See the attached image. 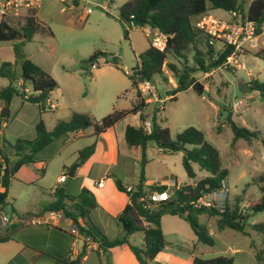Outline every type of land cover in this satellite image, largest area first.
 <instances>
[{"label": "rangeland", "instance_id": "rangeland-1", "mask_svg": "<svg viewBox=\"0 0 264 264\" xmlns=\"http://www.w3.org/2000/svg\"><path fill=\"white\" fill-rule=\"evenodd\" d=\"M126 1L78 0L77 6L69 8L70 5L61 0H40L37 6L22 8L18 16L6 17L12 26L20 29L27 23L28 15L30 17L36 14L41 28L31 40L18 38L1 41L0 66L5 61L16 60L14 44L22 42V51L26 58L51 74L58 86L51 92L49 99L56 108L47 107L43 111L40 104L28 101L23 96L24 90L29 96L32 88L22 87V79L14 82L20 94L14 95L9 104L2 103L4 110H8V115L0 117L1 149L6 146V151H9L7 143L13 144L19 138H34L35 125L41 119L46 127L52 130L59 121H69L73 112H89L100 121L114 107L132 108L136 94L131 89L126 67L123 64L114 65L111 57L117 56L122 59L124 43L128 38L137 59L139 54L148 49L152 36L145 28L134 23L127 24L121 19L120 8ZM3 2L4 0H0V4ZM88 8L91 9L89 15L86 14ZM210 13L229 22L235 19L234 12L224 9H214ZM222 46L221 43H217L218 48ZM261 47H264V35L257 40L255 46L247 45L238 55L239 63L245 65V68L220 67L213 69L215 70L213 75L208 76L202 70L196 71L195 77L206 85L203 96L190 87L177 93L175 100L165 98L169 91L178 85L170 63H174L180 70L184 64L196 68L192 50L184 52L185 57L181 58L169 54L164 65V74L168 79L165 80L162 76L155 78V84L164 102L147 105L142 111L145 118L151 120L158 107L157 121L170 129L172 138L190 126L203 131L206 140L220 151L223 165L228 170L226 187L223 190V196L227 197L220 201L221 206L228 203L233 207L238 197L240 212L249 213L245 226L247 234L231 228L221 230L218 216L200 215L199 222L215 240L214 245L197 241L194 231L185 219L164 214L161 225L166 233L165 237L173 245L177 242V245L165 251L170 254L173 264H191V254L204 258L226 255L234 258V264H255L256 250L264 249V231L252 228L253 224L264 222V210L256 213L251 210L262 196L255 180L264 174V98L257 94L249 95L241 89V84L253 78L264 82V59L256 53ZM96 51H103L108 55L100 58L93 68L84 61ZM16 74L21 78L20 62L16 64ZM9 84L10 80L0 75V90ZM229 113H232L238 125L257 133V137L251 143L244 139L233 143L234 133L226 118ZM136 119L138 118L131 115L129 122L135 124ZM83 131L84 136L77 138H75L77 133L67 134L68 139L63 148L59 147L58 143L65 140L62 137L64 135L55 139L36 154V161L38 158L52 156L57 151L62 152L66 158L75 156L78 159L76 150L93 144L94 135H90L92 127ZM150 147L157 146L152 143L147 151V156L153 158L146 168L149 178L159 176L164 168ZM182 158L183 152L170 156L178 186L192 184L194 180L209 175L195 164L197 177L189 178L183 167ZM58 161L60 162L61 158L55 155L50 161L43 160L37 164L24 165L14 175L9 187L8 200L18 212L34 211L43 200H49L51 187L57 185L56 180L60 174ZM74 164L68 165V168ZM2 177L0 168V188L3 187ZM73 178L68 176L67 181H73L71 185L74 187L79 184L80 179L72 180ZM67 183L62 186L69 194H76L74 188L67 189ZM170 186L174 188L175 183ZM2 229L4 228L0 225V232ZM121 236L113 235L112 239ZM129 241L135 246L142 247L143 232L134 233ZM130 249L115 247L101 254L95 250H88L89 258L84 264H139ZM2 255L4 254L0 251V256Z\"/></svg>", "mask_w": 264, "mask_h": 264}, {"label": "trees", "instance_id": "trees-1", "mask_svg": "<svg viewBox=\"0 0 264 264\" xmlns=\"http://www.w3.org/2000/svg\"><path fill=\"white\" fill-rule=\"evenodd\" d=\"M74 3L76 6L78 5L77 0ZM214 9L234 12L235 20L239 22L252 20L262 23L264 21V0H127L121 6L120 16L125 23H134V25L143 28L149 26L151 30L167 36L166 47L163 50L153 46L152 40H150L148 49L138 55L137 66L128 73L131 89L136 94V101L132 108L124 110L114 107L100 121L96 120L89 112H73L69 121H59L52 130H49L41 119L35 125L34 138H19L13 144L7 143L9 151H6V146L3 149L0 148V168L3 170L4 187V190L0 191V207L6 208L12 217L16 216L20 219L41 216L52 211L61 213L76 225L78 235L52 223L25 224L19 222L9 225L0 232V243L16 239L40 253L60 260L63 264H83V258L88 252L90 243L97 244V249L93 250L99 254L104 253L107 249L127 244L139 264H163L155 259L167 245L161 225L162 217L166 213L185 219L194 231L197 241L208 245H214L215 240L207 228L200 224L199 216L202 214L211 217L218 216L221 230L231 228L247 234L245 226L249 213L242 214L240 212L238 197L233 207L228 203L223 208L195 205L205 194L226 187L228 176V170L223 165L220 151L206 140L204 132L190 126L172 138L170 129L157 121L158 107L151 118V129L149 131L144 129L146 118L142 111L149 103H146L145 97L139 91V84L147 80L155 82L156 76H162L167 80L168 78L164 74V65L169 54L181 58L185 57L184 52L192 50L197 65L194 68L184 64L183 69L180 70L174 63H170L169 66L178 81V85L169 91L173 100L176 99L177 93L190 87L199 95L204 94L205 85L195 77L196 71L202 70L208 73L213 69L229 67L226 65V61L227 57L233 53V48L227 45L221 48L211 45L207 30L197 25V20L202 15L210 13ZM40 28L41 23L36 14L31 15L27 23L20 29L3 19L0 21V42L18 38L31 40ZM14 53L16 55L14 62L5 61L0 66V75L10 80V84L0 90V102L9 104L14 95L20 94V90L14 82L22 79V87L30 86L32 88V93L29 96L25 94L24 90V98L40 104L41 109L46 110L47 100L50 99L51 92L58 86L56 79L41 66L26 58L22 51V42L14 44ZM256 53L264 59V47L259 48ZM107 55L106 52L96 51L84 62L86 65L93 66L100 58ZM18 62L22 66L21 78H18L16 74ZM111 62L114 65L122 64L121 58L117 56L111 57ZM241 89L246 93L256 92L264 98V82L257 78L241 84ZM137 113H140L142 124L139 126L128 124L125 130V139L129 146L141 148L139 180L130 191H127L122 180L115 179L117 188L129 197V202L118 216V222L124 231L121 237L110 239L91 221L90 213L98 207V202L95 194L88 187H83L75 195L67 193L63 187H57L52 194L50 203L42 205L40 211L35 213L19 214L9 202V187L14 175L22 166L35 164L37 162L36 154L55 139L90 127H92V135L99 136L129 115ZM4 116L6 115L0 113V117ZM226 118L234 133L233 143L240 139L251 143L257 137L255 131L238 125L232 113H229ZM1 128L0 125V130ZM152 143L169 154L183 152L182 164L189 178L197 177L195 164L209 175L195 180L192 184L175 185L167 198L159 201L153 200L151 198L153 192H168V186L147 184L145 172L148 162L147 148ZM94 150V144L81 149L77 159L79 165L83 164ZM255 182L259 185L262 196L251 207L254 213L264 210V174L260 175ZM141 221H145L146 225L141 226L139 224ZM252 228L264 231V222L253 224ZM138 231L143 232L142 247L135 246L129 241L130 236ZM82 237H88L89 241L83 242L80 253L74 257L71 244L76 238ZM234 262L233 257L226 255L210 258L195 255L192 259V264H234ZM255 264H264V249L256 250Z\"/></svg>", "mask_w": 264, "mask_h": 264}, {"label": "crops", "instance_id": "crops-1", "mask_svg": "<svg viewBox=\"0 0 264 264\" xmlns=\"http://www.w3.org/2000/svg\"><path fill=\"white\" fill-rule=\"evenodd\" d=\"M28 17L26 18V20L28 19ZM144 28L146 32L149 34L150 33L149 31L151 30L150 27L146 26ZM214 71L215 70H212L206 73L205 75L206 76L213 75ZM204 93H205V89H204ZM248 94L259 95L256 92L248 93ZM169 96L172 97L171 95ZM2 108L4 110V107H2V102H0V113H3ZM124 110H128V109H124ZM132 116L139 119V120L138 119L135 120V124H131L129 122V118H131V115H129L125 119L118 122L114 127L108 129L104 133H101L99 136H93V144L95 145V150L92 153V155L83 164L79 165L76 168L75 174L73 176L74 178L72 179V180L80 179V182L78 184L79 186L76 185L73 187V185H71L73 181L68 182L67 181L68 179H66L64 182L60 181V177L62 174L67 173L68 175V171H69L68 165H72L73 163H78L77 158H75V156H73L72 158H66L65 156H63L62 152L57 151V153L52 156H48L47 158L42 157V159L41 158L37 159L39 162L43 160L50 161L53 157H55V155L61 158V161L60 162L58 161L59 164L58 170L60 171V174L58 175V178L56 180L57 185L51 187L50 198H48L49 199L48 201L52 199V194L54 193L55 189L57 187H63L62 184H65L67 182H68L67 189H71V187L74 188L73 191H77L76 194H78L83 187H88L95 194L98 202V207L93 210L92 215L90 216L91 221L96 226H98L110 239H112L113 235H123L124 231L122 226L118 222V216L123 211L126 204L129 202L128 195L117 188L115 179L120 178L126 187L134 186L139 180L140 160L142 154L141 148L129 146L125 139V130L128 124L134 126H139L140 124H142L140 113L132 114ZM146 121H151V120H149V118H146ZM90 135H92V132ZM79 136H84L83 130L77 132L75 138ZM62 137L65 140L58 143L59 144L58 146L59 147L62 146L63 148L65 147V142L68 139V137L67 135L66 136L64 135ZM149 146L147 148V151L149 149ZM150 148H152L155 157L158 158L160 163L164 165V168L162 169L161 174L159 176L149 178L147 175L146 168L147 165L151 163V160L153 158L151 159L150 156L149 157L147 156L148 162L146 163L145 166L147 184L148 185L165 184L168 186V193L171 194L173 188H171L170 184L175 183V185H177L176 184L177 176L174 172V166L170 161V156L172 154L166 153L158 147L157 148L150 147ZM81 149L82 148L76 150L75 153L79 154V151ZM38 161L36 162V164L38 163ZM2 174H3V170H2ZM102 179H104V185L98 186L99 181H101ZM3 190L4 187H1L0 191ZM65 191L67 192L66 189ZM46 204L48 203L45 199L40 204L39 208L31 212L34 213L39 212L41 206ZM18 213L23 214L20 212ZM19 222H21V219L14 216L12 224ZM141 222H142L141 226L146 225L145 221H141ZM52 224L60 226L66 230H71V231L73 229L78 230L76 225L71 220L66 218L63 214L53 219ZM164 234L166 236L165 231ZM82 245H83V240L81 238H76L72 242L71 251L73 250L74 257L80 253L82 249ZM174 245H177V242ZM174 245L167 240V245L165 249L158 254L155 260L164 264H173L172 258L169 257L170 254L166 253L165 251H167L168 248L173 247ZM121 247L122 248L126 247L130 249L129 245L127 244ZM93 249H95V247L89 246L88 250H93ZM0 251H2V253L4 254L0 256V264H63V262H61L60 260H57L47 254L40 253L35 249L26 246L23 242L18 241L16 239H12L7 242L0 243ZM193 256L195 255L191 254L192 257L190 261L191 264H192ZM88 258H89V254L87 252V254L83 258V264L85 261H88Z\"/></svg>", "mask_w": 264, "mask_h": 264}, {"label": "built area", "instance_id": "built-area-1", "mask_svg": "<svg viewBox=\"0 0 264 264\" xmlns=\"http://www.w3.org/2000/svg\"><path fill=\"white\" fill-rule=\"evenodd\" d=\"M40 0H4L3 3L0 4V21L6 19V17L10 16H18L22 8H32L37 6ZM64 3H68L69 8H74L76 0H61ZM78 1V0H77ZM74 5V6H73ZM91 9L88 8L86 10V14L89 15ZM235 15V14H234ZM197 25L201 28L207 30L210 36V44L217 45V43H221L223 46L227 45L233 48V53L227 57L226 65L229 67L235 68H245V65L240 64L238 61V55L244 51L247 45L255 46L257 40L261 36L264 35V21L262 23H257L252 20H245L244 22H239L234 19V21L229 22L226 20H221L214 17L211 13H207L202 15L197 20ZM149 35L152 36V44L156 48L163 50L166 47L167 36L158 32V31H149ZM93 68L96 65L92 66ZM126 72L130 73V71L126 68ZM139 91L145 97L146 103H158L164 102L161 98V95L157 89L155 82L152 81H144L139 84ZM165 98H171L169 95L165 96ZM47 107L54 109L55 104H53L50 100H47ZM151 121L144 122V129L149 131L151 129ZM67 174H62L60 177V181L64 182L67 179ZM104 185V179L99 181L98 186ZM131 186L126 187L127 191L131 190ZM225 188V187H224ZM223 189L205 194L202 198H200L195 205L196 206H208V207H219L223 208L225 205L221 206V200L226 198L227 196H223ZM169 195L168 192L158 193L153 192L151 198L153 200H162L167 198ZM61 213L52 211L49 213H45L41 216H32L27 219H21L22 223L26 224H41V223H52V220L57 216H61ZM13 217L10 215L8 210L4 207H0V225L5 230L6 227L13 223ZM73 233L78 235V230L73 229ZM84 241H89V238L82 237ZM90 246L95 247L97 249V244L90 243ZM74 249V248H73ZM73 253V250H72Z\"/></svg>", "mask_w": 264, "mask_h": 264}, {"label": "water", "instance_id": "water-1", "mask_svg": "<svg viewBox=\"0 0 264 264\" xmlns=\"http://www.w3.org/2000/svg\"><path fill=\"white\" fill-rule=\"evenodd\" d=\"M121 61H122V64L130 71L133 70L137 66V59H135V57H134V54L132 52L131 45L129 43V39L128 38H126L125 43H124L123 54H122ZM3 114L7 115L8 114V110L7 109L3 110ZM78 166H79V163H75L70 168V170L68 172V176L69 177H73L74 176L75 170H76V168ZM47 203L49 204L50 201H47Z\"/></svg>", "mask_w": 264, "mask_h": 264}]
</instances>
